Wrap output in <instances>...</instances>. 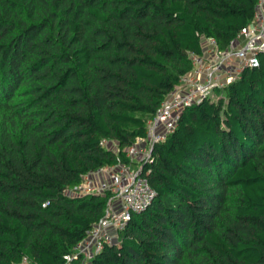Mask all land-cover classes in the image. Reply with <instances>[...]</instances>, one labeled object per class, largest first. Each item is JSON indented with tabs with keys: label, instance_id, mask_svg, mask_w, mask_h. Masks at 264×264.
Masks as SVG:
<instances>
[{
	"label": "trees",
	"instance_id": "obj_1",
	"mask_svg": "<svg viewBox=\"0 0 264 264\" xmlns=\"http://www.w3.org/2000/svg\"><path fill=\"white\" fill-rule=\"evenodd\" d=\"M256 3L0 0V264H68L108 197L65 191L116 163L103 140L144 137L199 36L225 48ZM222 92L156 146V198L89 264H264V64Z\"/></svg>",
	"mask_w": 264,
	"mask_h": 264
},
{
	"label": "built area",
	"instance_id": "obj_2",
	"mask_svg": "<svg viewBox=\"0 0 264 264\" xmlns=\"http://www.w3.org/2000/svg\"><path fill=\"white\" fill-rule=\"evenodd\" d=\"M201 52L190 53L191 69L180 77L157 113L138 137L122 151L116 142L103 140L101 147L112 151L114 165H106L82 177L79 185L65 191L70 198L96 195L107 198L102 219L65 257L67 263L89 264L106 246L120 245L135 214H141L157 196L149 174L155 162V148L172 135L186 109L223 91L242 79L248 70L264 64V0H257L250 23L221 48L213 37L200 35ZM134 165H139L134 170ZM21 264H33L24 257Z\"/></svg>",
	"mask_w": 264,
	"mask_h": 264
},
{
	"label": "rangeland",
	"instance_id": "obj_3",
	"mask_svg": "<svg viewBox=\"0 0 264 264\" xmlns=\"http://www.w3.org/2000/svg\"><path fill=\"white\" fill-rule=\"evenodd\" d=\"M222 95H223V92H222V91H216V92L213 94V100H216V99L222 97ZM138 166H139V165H134V167H133L134 170H137V169H138Z\"/></svg>",
	"mask_w": 264,
	"mask_h": 264
}]
</instances>
